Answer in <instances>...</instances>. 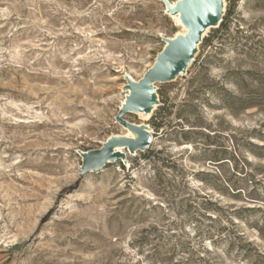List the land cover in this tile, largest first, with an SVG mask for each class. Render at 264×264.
Returning <instances> with one entry per match:
<instances>
[{
	"label": "rangeland",
	"instance_id": "rangeland-1",
	"mask_svg": "<svg viewBox=\"0 0 264 264\" xmlns=\"http://www.w3.org/2000/svg\"><path fill=\"white\" fill-rule=\"evenodd\" d=\"M178 30L160 0H0V264H264V0L157 84L150 149L82 173Z\"/></svg>",
	"mask_w": 264,
	"mask_h": 264
},
{
	"label": "water",
	"instance_id": "water-1",
	"mask_svg": "<svg viewBox=\"0 0 264 264\" xmlns=\"http://www.w3.org/2000/svg\"><path fill=\"white\" fill-rule=\"evenodd\" d=\"M160 1L179 30L173 36H161L163 48L141 78L136 79L126 68L121 69L125 98L115 119L124 132L110 135L100 148L79 150L83 174L101 170L118 160L127 165L126 150L136 154L150 149L155 132L148 122L161 104L157 84L171 82L187 73L207 34L221 25L227 11V0ZM127 113L137 115L139 121H129L124 117Z\"/></svg>",
	"mask_w": 264,
	"mask_h": 264
},
{
	"label": "trees",
	"instance_id": "trees-1",
	"mask_svg": "<svg viewBox=\"0 0 264 264\" xmlns=\"http://www.w3.org/2000/svg\"><path fill=\"white\" fill-rule=\"evenodd\" d=\"M209 41H210V39H208V38L205 40V42H209ZM234 100H238V101L241 102V98L240 97H237V96L234 97ZM160 109H162V108H160ZM153 124L154 125H157V126H160L161 125V122H157L155 119H153Z\"/></svg>",
	"mask_w": 264,
	"mask_h": 264
},
{
	"label": "bare ground",
	"instance_id": "bare-ground-1",
	"mask_svg": "<svg viewBox=\"0 0 264 264\" xmlns=\"http://www.w3.org/2000/svg\"><path fill=\"white\" fill-rule=\"evenodd\" d=\"M175 18H176V20L178 21V23L180 24V21H179V18H178V16H175ZM124 101V100H123ZM122 101V102H123ZM146 116H149V115H146ZM128 134H130V133H128Z\"/></svg>",
	"mask_w": 264,
	"mask_h": 264
}]
</instances>
